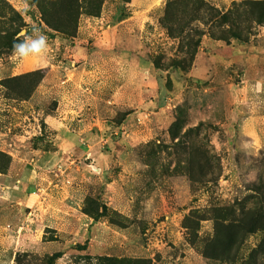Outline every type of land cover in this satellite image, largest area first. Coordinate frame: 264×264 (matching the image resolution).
Instances as JSON below:
<instances>
[{
  "label": "rangeland",
  "instance_id": "obj_1",
  "mask_svg": "<svg viewBox=\"0 0 264 264\" xmlns=\"http://www.w3.org/2000/svg\"><path fill=\"white\" fill-rule=\"evenodd\" d=\"M202 1L226 12L256 0ZM167 2L105 0L68 38L31 0H0V172L24 175L15 197L63 234L59 251L0 244V264H264V231L247 232L264 212V23L241 16L247 42L219 41L208 31L221 28L180 8L188 39H173ZM71 71L77 107L52 129L53 91ZM32 72L43 78L20 97L24 82L2 85ZM20 221L7 216L4 232Z\"/></svg>",
  "mask_w": 264,
  "mask_h": 264
},
{
  "label": "trees",
  "instance_id": "obj_2",
  "mask_svg": "<svg viewBox=\"0 0 264 264\" xmlns=\"http://www.w3.org/2000/svg\"><path fill=\"white\" fill-rule=\"evenodd\" d=\"M119 1L130 3L131 0ZM31 2L38 8L42 22L49 29L68 38H74L81 17L86 16L89 18H98L101 14L105 0H31ZM180 8H184L185 10L191 9L190 21L203 22V20L205 21L206 19V22H203V24H216L218 29L221 28V31H214L213 28L210 27L208 31V35L211 39L219 41L229 42L230 39H233L242 43L247 42L248 38L243 36L245 32L247 36L252 35L250 31L251 27L241 25V16L245 18V23L253 22L256 27H261L264 23V0L244 1L240 4L233 3L231 8L226 12H221L202 0H168L165 8V16L161 25L166 29L169 37L173 39H188L187 35H185V32L188 31L187 26L184 25L179 15ZM241 10H243L242 14H240ZM203 12L205 13V17H203ZM223 26H226V28L222 29ZM20 29L21 26L17 25L16 30L12 34V38H15L19 34ZM201 35L203 36L204 34L202 33ZM14 41L18 42V39L16 38ZM199 43L200 38L194 45L192 44V46L196 47ZM13 49L15 48L10 47V50ZM171 67L174 69H180V66L175 63L171 65ZM42 78L43 76H37L36 72H32L3 81L2 85L5 88H9V85L13 82H24L20 92L15 91V94H17L16 97H20L21 94H24L27 84L36 80H41ZM259 211L260 212H254L252 214L250 218L252 228L247 232L256 230V228H260L264 231V212L261 209ZM61 256V253H56L50 260L52 262L59 259ZM97 262L98 264H103L104 262L108 263L114 261L111 258H99L97 259ZM134 264H150V262L140 260L136 261V263L134 262Z\"/></svg>",
  "mask_w": 264,
  "mask_h": 264
},
{
  "label": "crops",
  "instance_id": "obj_3",
  "mask_svg": "<svg viewBox=\"0 0 264 264\" xmlns=\"http://www.w3.org/2000/svg\"><path fill=\"white\" fill-rule=\"evenodd\" d=\"M87 21H91L90 25H94L92 23L94 18H87ZM69 77L72 76L73 80H63L60 81V85L57 86L58 89H54L53 93L58 96V106H57V118L53 116L47 115L45 117V124L51 126L53 129H57L59 126H63V118H68L71 116V112H74L77 107V103L75 99L72 98V94L74 91V86L78 84L76 77L77 72L71 71L69 72ZM46 83V77L43 80V84ZM51 89L49 88V91ZM48 91V92H49ZM30 103V102H29ZM110 103V102H109ZM80 105H78L79 107ZM44 153L39 160L41 166H44L45 158L47 155ZM15 168V167H14ZM13 169H9L7 173H0V244L5 250H11L13 252L25 251V252H42L47 246L53 248L54 251L61 250V243H59L58 239L62 238L63 234L61 233V228L54 223V226L50 227L51 230H46V226L40 224L41 214L39 212V205L37 202L33 203L30 199L27 202L15 197L17 192L16 189H21L20 185L24 180L23 177L19 175V178H16ZM20 191V190H19ZM15 201V203H13ZM40 204L41 200H39ZM30 210L27 215H22V211L24 209ZM10 214H8V210ZM15 214V216H12ZM9 216L13 221H20L17 225V232L9 235L4 232V221L5 218ZM33 216V217H32ZM53 217L60 219L57 214L53 213ZM23 218V220H22ZM68 221V220H64ZM34 223L35 225L28 224ZM18 223V222H17ZM22 233V234H21ZM50 235V236H49ZM33 240V243H32ZM47 241L48 242L47 244Z\"/></svg>",
  "mask_w": 264,
  "mask_h": 264
}]
</instances>
